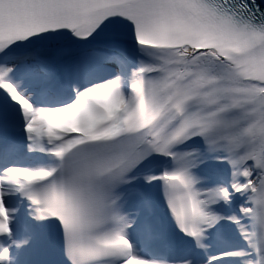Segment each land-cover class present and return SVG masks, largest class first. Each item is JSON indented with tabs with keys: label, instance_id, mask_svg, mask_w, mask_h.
Instances as JSON below:
<instances>
[{
	"label": "snow or ice",
	"instance_id": "snow-or-ice-1",
	"mask_svg": "<svg viewBox=\"0 0 264 264\" xmlns=\"http://www.w3.org/2000/svg\"><path fill=\"white\" fill-rule=\"evenodd\" d=\"M42 244L264 264V0H0V264Z\"/></svg>",
	"mask_w": 264,
	"mask_h": 264
}]
</instances>
